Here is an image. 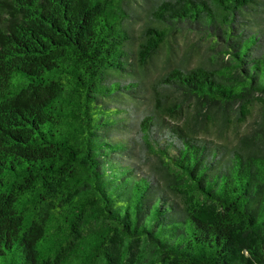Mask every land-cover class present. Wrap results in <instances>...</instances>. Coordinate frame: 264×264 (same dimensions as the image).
<instances>
[{
    "label": "trees",
    "instance_id": "1",
    "mask_svg": "<svg viewBox=\"0 0 264 264\" xmlns=\"http://www.w3.org/2000/svg\"><path fill=\"white\" fill-rule=\"evenodd\" d=\"M0 264H264V0H0Z\"/></svg>",
    "mask_w": 264,
    "mask_h": 264
},
{
    "label": "rangeland",
    "instance_id": "2",
    "mask_svg": "<svg viewBox=\"0 0 264 264\" xmlns=\"http://www.w3.org/2000/svg\"><path fill=\"white\" fill-rule=\"evenodd\" d=\"M196 38L194 36H178L177 38V41L180 43V44H185L186 41L188 42H192V41H195ZM208 53L206 54V56H208L210 53L209 51H207Z\"/></svg>",
    "mask_w": 264,
    "mask_h": 264
}]
</instances>
